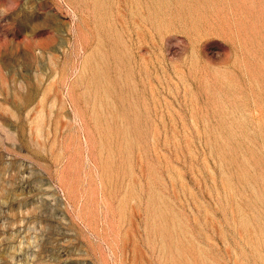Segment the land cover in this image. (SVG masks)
Wrapping results in <instances>:
<instances>
[{
  "label": "rangeland",
  "instance_id": "obj_1",
  "mask_svg": "<svg viewBox=\"0 0 264 264\" xmlns=\"http://www.w3.org/2000/svg\"><path fill=\"white\" fill-rule=\"evenodd\" d=\"M0 264H264V0H0Z\"/></svg>",
  "mask_w": 264,
  "mask_h": 264
}]
</instances>
